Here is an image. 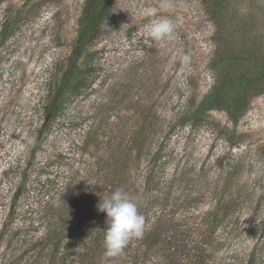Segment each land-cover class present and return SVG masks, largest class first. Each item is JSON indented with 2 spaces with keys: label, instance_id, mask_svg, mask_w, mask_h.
Instances as JSON below:
<instances>
[{
  "label": "rangeland",
  "instance_id": "1",
  "mask_svg": "<svg viewBox=\"0 0 264 264\" xmlns=\"http://www.w3.org/2000/svg\"><path fill=\"white\" fill-rule=\"evenodd\" d=\"M84 1L0 0V26L7 20L15 28L0 48V264H47L55 248L42 240L72 215L63 204L68 188L72 195L100 188L110 176L102 158L119 157L141 127L140 160L130 165L136 188L162 148L155 206H166L179 232L218 201L233 204L226 218L219 212L220 252L227 264L250 257L264 264V93L236 125L224 111L193 115L215 83L211 62L220 43L202 0H113L98 36L74 52ZM148 9L174 22V40H138L155 18ZM74 66L86 69V86L70 99L65 90L62 113L49 121L46 96ZM77 221L59 233L58 256L75 260L87 241Z\"/></svg>",
  "mask_w": 264,
  "mask_h": 264
},
{
  "label": "trees",
  "instance_id": "2",
  "mask_svg": "<svg viewBox=\"0 0 264 264\" xmlns=\"http://www.w3.org/2000/svg\"><path fill=\"white\" fill-rule=\"evenodd\" d=\"M243 1H246L245 12L231 9L233 5ZM112 2L113 0L84 1L82 17L85 23L78 33L74 52L83 51L84 47L98 36V28L108 17ZM202 3L216 26V38L220 39V43L216 46L214 59L211 62V68L216 71L215 83L201 100L193 115L207 110L224 111L236 125L250 100L264 93V4L258 0H202ZM228 7L232 12L228 11ZM14 30L15 28L7 20L1 24L0 48L11 37ZM85 73V68L74 66L62 79L59 91L52 96H46V98L49 97V101L45 109V118L49 121L54 120L62 113L65 90H69L67 99L83 91L87 82ZM188 121L189 119L184 117L180 124ZM45 128V125L41 126L38 133L43 135ZM140 131L129 146L118 151L119 157L124 154L120 163L119 157L113 156L114 152L102 158L104 168L110 171L108 172L110 176L105 175L103 184L100 186L104 189L99 190L100 188L95 187L94 190L84 192L76 189L72 195L71 188H68L67 193L70 196L63 204L65 210H70L72 215L68 220H64L56 228L57 230L48 232L42 240L44 246L52 245L55 248V254L47 264L228 263V256L220 252L225 243L217 235L219 228L223 227L219 212H223L222 218H226L228 209L235 206L218 201L213 210L202 214L199 222H193L191 225L183 224L184 229L178 232V227L182 228V224L177 221L172 222L170 218L172 216L165 210L166 206L157 208L155 205L158 199L150 198L152 193L159 192L161 189L156 187L159 176L155 173V169L160 161L162 148L159 147L153 151L140 188H136V177L132 178L130 174L131 163H139L143 149L142 142L138 141ZM106 144L109 146L110 143ZM133 153L134 159H131L129 156ZM100 170L99 168L97 172L103 174ZM142 173L139 172V174ZM117 189H123L130 196L137 198L139 211L146 218V230L142 238L132 239L121 255L107 257L104 254L106 214L97 210V204L100 198ZM155 208L158 210H154ZM77 220L82 221L86 229L87 241L83 244L81 252L74 255L75 260L69 259L66 253L58 256L57 249L64 238L59 233L68 227V229L77 227ZM246 264H253L251 257L247 259Z\"/></svg>",
  "mask_w": 264,
  "mask_h": 264
},
{
  "label": "clouds",
  "instance_id": "3",
  "mask_svg": "<svg viewBox=\"0 0 264 264\" xmlns=\"http://www.w3.org/2000/svg\"><path fill=\"white\" fill-rule=\"evenodd\" d=\"M155 17L146 26L143 43L149 45L153 41H172L176 38V26L166 17H157L155 9L145 13ZM97 210L106 214L104 248L105 256L121 255L132 239L142 238L146 230V218L139 211L137 198L130 196L123 189H117L99 199Z\"/></svg>",
  "mask_w": 264,
  "mask_h": 264
}]
</instances>
